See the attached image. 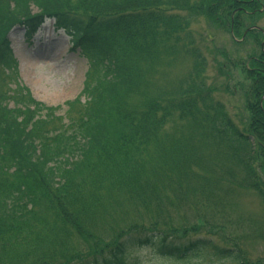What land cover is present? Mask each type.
<instances>
[{"label":"trees","instance_id":"1","mask_svg":"<svg viewBox=\"0 0 264 264\" xmlns=\"http://www.w3.org/2000/svg\"><path fill=\"white\" fill-rule=\"evenodd\" d=\"M11 1L19 8L17 0H0V7H11ZM33 1L38 13L25 9L23 18L0 31V66L15 59L8 38L11 25L22 26L26 42L33 44L42 23L53 19L55 29L70 37L73 51L89 64L84 91L89 100L84 113L66 126L57 123L58 128H52L56 109L43 108L31 96L14 108L0 107V264L39 263L47 256L38 253L39 248L57 240L56 233L52 230L43 243L30 228L34 221L47 227L52 223L55 230L67 228L61 243L67 235L73 237L71 251L54 264H155L158 259L194 257L244 264L236 247L203 239L200 221L191 228L171 219L181 218V211L195 204L197 185L211 176L196 163L194 140L234 152L245 173L259 161V145L239 138L225 106L201 80L207 64L194 48L191 32L200 16L187 9L186 18L178 14L194 1L162 0L173 13L162 12L158 19L150 16L156 13L151 4L162 2L154 0H122L119 5L110 0ZM196 1L208 11L204 18L209 22L218 21L219 10L226 6L217 0ZM192 9L198 11L197 5ZM174 48L192 51L196 73L183 94L151 97L152 86L142 78ZM255 59L257 69H263L264 55ZM96 73L101 74L93 79ZM255 75L257 71L249 73L256 82ZM261 84L255 93L264 89ZM196 85L200 89L194 92ZM261 134L264 144V131ZM187 178L196 182L195 188L183 189ZM256 191L264 194L261 187ZM115 195L119 203L129 200V208L108 207L118 203ZM205 228L214 230L209 224ZM192 235L194 240L188 238ZM144 251L152 253L153 262L142 259Z\"/></svg>","mask_w":264,"mask_h":264},{"label":"rangeland","instance_id":"2","mask_svg":"<svg viewBox=\"0 0 264 264\" xmlns=\"http://www.w3.org/2000/svg\"><path fill=\"white\" fill-rule=\"evenodd\" d=\"M156 1L162 4L156 6L151 4L156 12L150 15L152 18L158 19L159 14L166 11L173 13L172 9L168 8L170 6H163L164 1L154 0L155 3ZM193 1L188 7L181 8L183 14L179 12L178 14L186 18L187 9L200 16L193 20L191 32L196 43L194 48L198 49L207 64L205 74L200 75L201 80L206 83L207 89L212 91L215 101L225 106L239 138L249 139L248 145L253 146V143L259 145L258 149L256 148L259 161L251 163L252 172L245 173L239 170L234 152H229L220 144L213 147V144L205 142L204 145L200 139L191 138L197 144L196 163L210 171L211 176L197 185L195 204L189 208L185 207L181 211V218L173 216L171 219L181 227L191 228L200 221V225L203 226L201 230L203 239L212 240L214 245L236 247L240 250L244 264H264V194L256 191L260 187L264 191V144L261 140L263 138L261 133L264 131V89L259 91L260 93H255L256 84L260 86L264 83V72L255 75L256 82L249 76V73L256 72L260 65L255 58L264 55V37L262 38L263 34L260 32H264V0H217V4L222 6L225 3L226 6L219 10L216 16L218 21L212 22L204 18V13L208 14V11L199 6L201 2ZM16 2L19 8H15L14 1L10 2L11 7L9 4L0 7V31L9 29L10 22L16 19L19 21L20 16L23 18L25 9L32 12V15L39 12L33 0ZM109 3L119 5L123 4V1L110 0ZM253 3L255 7L249 9ZM229 4L231 5L228 7ZM139 5L142 10V4ZM196 5L198 11L192 9V6ZM189 15L192 14L189 12ZM54 23L53 19H46L33 38V44L26 42L22 26L17 23L11 25L8 38L14 52L15 65L10 63L5 67L0 66V107L8 105L14 108L15 105L24 104L33 97L35 101L44 105L43 108L56 109L53 112L56 126L52 128H58L57 123L66 126L70 119L78 118L79 112L84 113L86 101L89 100L84 91L91 70L87 61L78 52L73 51L70 37L56 31ZM231 34L236 39L232 38ZM253 37H256L260 44ZM191 52L183 53L174 48L171 54H166V57L158 62V67L148 72V77L143 76V83L144 80L149 81V85L152 86L149 94H154L151 97L168 95L170 92L183 94L187 90L190 76L196 73L193 67L197 66L190 55ZM100 74L96 73L93 79ZM199 89L196 85L192 91L196 92ZM68 103L73 104L68 106ZM24 106L26 105L22 107ZM258 112L262 115L258 116ZM212 148L214 150L211 152ZM257 183L259 187L256 189ZM195 186L196 182L191 178L185 179L182 183L184 190ZM121 195L125 193L121 192ZM114 198L118 203L111 202V206L108 207L114 209L123 205L129 208V200L125 199L119 203V195H115ZM38 223L31 222L30 228L39 236L40 241L44 243L52 230L55 231L57 240L52 244L48 241L41 245L38 253L47 255L41 262L22 264H50L49 261L54 264V261L67 256L75 244L73 237L68 235L61 243L60 237L68 231L67 228L57 226L55 230L52 223L48 227L47 223ZM208 224L216 230L207 231L205 226ZM173 226L177 228L176 230L183 231V228L174 224ZM194 236L188 238L194 240ZM153 257L151 252L144 251L142 259L153 262ZM155 264L231 263L194 257L188 261L158 259Z\"/></svg>","mask_w":264,"mask_h":264},{"label":"flooded vegetation","instance_id":"3","mask_svg":"<svg viewBox=\"0 0 264 264\" xmlns=\"http://www.w3.org/2000/svg\"><path fill=\"white\" fill-rule=\"evenodd\" d=\"M260 32H261V31H260ZM261 33H262V32H261ZM262 34H263V33H262ZM261 64H262V66H264V61H261ZM256 71H257V72H260V73H261V71L264 72V68H263V69H260V70L257 69Z\"/></svg>","mask_w":264,"mask_h":264}]
</instances>
